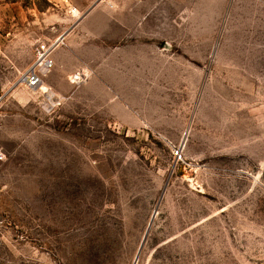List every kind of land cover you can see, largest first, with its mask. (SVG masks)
Listing matches in <instances>:
<instances>
[{
    "label": "rangeland",
    "instance_id": "rangeland-1",
    "mask_svg": "<svg viewBox=\"0 0 264 264\" xmlns=\"http://www.w3.org/2000/svg\"><path fill=\"white\" fill-rule=\"evenodd\" d=\"M0 264H264V0H0Z\"/></svg>",
    "mask_w": 264,
    "mask_h": 264
},
{
    "label": "built area",
    "instance_id": "built-area-1",
    "mask_svg": "<svg viewBox=\"0 0 264 264\" xmlns=\"http://www.w3.org/2000/svg\"><path fill=\"white\" fill-rule=\"evenodd\" d=\"M59 41L56 39L51 43H37L34 49V59L25 71L24 81L29 87H38L43 78L53 67L52 52ZM84 72L78 71L72 75V81L78 83L82 80Z\"/></svg>",
    "mask_w": 264,
    "mask_h": 264
},
{
    "label": "water",
    "instance_id": "water-1",
    "mask_svg": "<svg viewBox=\"0 0 264 264\" xmlns=\"http://www.w3.org/2000/svg\"><path fill=\"white\" fill-rule=\"evenodd\" d=\"M64 35H65V33H62V34L60 35V37H64ZM150 224H151V223H149V225H148V229H149ZM148 229H147L146 233H145L144 236H143V239H142L141 244H140V246H139L138 253H139V251H140V249H141V247H142V245H143V242H144L145 237H146V235H147ZM138 253H137V256H138ZM137 256H136V259H137ZM136 259H135V261H136Z\"/></svg>",
    "mask_w": 264,
    "mask_h": 264
},
{
    "label": "bare ground",
    "instance_id": "bare-ground-1",
    "mask_svg": "<svg viewBox=\"0 0 264 264\" xmlns=\"http://www.w3.org/2000/svg\"><path fill=\"white\" fill-rule=\"evenodd\" d=\"M60 38H62V37H60ZM51 94V93H50Z\"/></svg>",
    "mask_w": 264,
    "mask_h": 264
}]
</instances>
